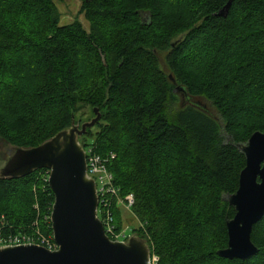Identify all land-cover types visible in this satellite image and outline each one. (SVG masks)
I'll return each mask as SVG.
<instances>
[{"label": "trees", "instance_id": "16d2710c", "mask_svg": "<svg viewBox=\"0 0 264 264\" xmlns=\"http://www.w3.org/2000/svg\"><path fill=\"white\" fill-rule=\"evenodd\" d=\"M81 1L89 29L61 25L55 0H0V139L35 147L99 108L79 141L108 159L121 197L134 195L133 231L157 264H264V216L256 254L218 255L246 165L235 144L264 132V0H233L226 16L229 0ZM178 85L219 118L202 100L183 104ZM43 171L0 178L5 233L53 234Z\"/></svg>", "mask_w": 264, "mask_h": 264}, {"label": "water", "instance_id": "95a60500", "mask_svg": "<svg viewBox=\"0 0 264 264\" xmlns=\"http://www.w3.org/2000/svg\"><path fill=\"white\" fill-rule=\"evenodd\" d=\"M232 1L220 10V16L227 15ZM103 61L106 64L104 56ZM176 89L184 92L190 103L199 105L183 86ZM94 113L81 126L73 120L71 126L35 147H13L1 166L0 178H23L39 169L50 170L49 185L55 197L51 224L59 248L49 250L37 244L0 246V264H152V250L146 241L136 237L112 240L97 215L96 183L88 174L85 147L79 141V136L101 119L99 108H94ZM229 141L236 143L231 137ZM235 145L245 154L246 165L240 173L238 190L228 197L236 213L227 220L228 245L218 255L245 260L258 251L252 231L264 216V132L256 131L246 143Z\"/></svg>", "mask_w": 264, "mask_h": 264}, {"label": "built area", "instance_id": "2783aa9c", "mask_svg": "<svg viewBox=\"0 0 264 264\" xmlns=\"http://www.w3.org/2000/svg\"><path fill=\"white\" fill-rule=\"evenodd\" d=\"M85 151L88 174L95 180L99 197L97 215L103 223L106 234L112 240L127 241L131 235L127 234V229L117 230L114 208L116 206L133 212L135 197L132 193L121 197L120 189L115 185L114 176L107 166V158L95 153L92 146L85 148ZM110 157L114 158L115 155L112 153ZM42 176L44 181L49 182L50 170L44 169ZM22 244H37L49 250L59 248L53 234H45L38 225L31 232L17 233H5L2 226H0V246ZM157 261L158 258L152 254V264H157Z\"/></svg>", "mask_w": 264, "mask_h": 264}, {"label": "rangeland", "instance_id": "374dc122", "mask_svg": "<svg viewBox=\"0 0 264 264\" xmlns=\"http://www.w3.org/2000/svg\"><path fill=\"white\" fill-rule=\"evenodd\" d=\"M55 3H56V6L59 10L60 24L61 25L70 24V23L74 22L75 20H79L84 25V27L86 29H89L90 24H89L88 20L86 19L84 12H82V10H81L82 9V1L81 0H55ZM174 41H176V40H174ZM160 58L162 60V66H164V68L166 70H168L166 63L163 62V60L165 58V53H162L160 55ZM177 92L180 93V95H179L180 101L183 103L184 96L181 94V92H179V91H177ZM190 98L193 102H197L198 101L197 99H199L196 97H194V98L190 97ZM199 100H202L203 102L207 103L208 104L207 107H208L210 113L219 118L218 111L211 104H209V102H206L204 99H199ZM90 116H91L90 110H89V108H86L76 116L75 123L78 124L79 126H81V124L83 122L89 121L87 119ZM92 131L95 132L96 128L93 127ZM79 137H81V136H79ZM13 147H15V146L12 144L6 143L5 141H3V139H0V168L3 165V163L5 162V160L13 153V149H14ZM122 212H123V220H124V224H123L124 226L122 227V229L123 230L127 229V234L131 235V237L139 238L137 236V233H135V231H133V228L138 227L139 225H141V223H139V221L136 219L135 214L133 212L128 211L124 208H122ZM142 240H144V239H142ZM144 241H146V240H144Z\"/></svg>", "mask_w": 264, "mask_h": 264}, {"label": "flooded vegetation", "instance_id": "af4514ba", "mask_svg": "<svg viewBox=\"0 0 264 264\" xmlns=\"http://www.w3.org/2000/svg\"><path fill=\"white\" fill-rule=\"evenodd\" d=\"M177 90H178V89H177ZM186 99H187V98L184 97L183 104H188V103H190V102L188 101L189 99H187V100H186ZM185 101H186V102H185Z\"/></svg>", "mask_w": 264, "mask_h": 264}]
</instances>
